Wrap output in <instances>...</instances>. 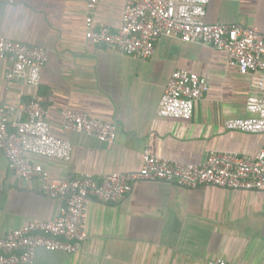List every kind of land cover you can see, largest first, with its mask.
Segmentation results:
<instances>
[{
  "label": "crops",
  "instance_id": "obj_1",
  "mask_svg": "<svg viewBox=\"0 0 264 264\" xmlns=\"http://www.w3.org/2000/svg\"><path fill=\"white\" fill-rule=\"evenodd\" d=\"M126 2L100 0L95 26L119 29ZM86 6L87 0H0V36L48 52L38 87L8 81L11 61L0 56V108L39 99L51 132L72 142L69 160L27 154L48 170L51 180L138 170L146 148L171 161L195 164L213 150L253 154L264 148V132L225 126L228 117L248 115L250 95H264V74L242 73L226 50L179 37H160L148 58L119 53L91 39ZM204 19L264 32V0H210ZM176 69L208 81L190 118L158 113ZM68 109L115 123L114 142L65 127ZM62 204L45 195L36 179L15 176L0 148V236L31 220L55 217ZM86 233L74 253L40 247L32 262L19 264H209L217 257L264 264V190L138 180L119 200L90 201Z\"/></svg>",
  "mask_w": 264,
  "mask_h": 264
},
{
  "label": "built area",
  "instance_id": "obj_2",
  "mask_svg": "<svg viewBox=\"0 0 264 264\" xmlns=\"http://www.w3.org/2000/svg\"><path fill=\"white\" fill-rule=\"evenodd\" d=\"M100 0H87L86 25L95 43L105 44L122 54L142 58L152 56L162 36L198 41L226 50L229 61L242 73L264 74V32L256 26L205 21L210 0H127L123 23L117 30L107 25L96 27L94 18ZM0 56L11 61L8 81L19 80L38 87L48 52L42 46L0 36ZM208 89L205 77L185 69L174 70L160 99L158 113L165 117L190 118L196 102ZM247 116L225 120L230 130L264 132V95H250ZM65 127L112 143L116 125L85 111L64 112ZM0 148L9 169L17 177L36 179L41 191L63 204L51 219H34L0 236V264L32 262L38 248L74 253L87 238L86 220L90 201L109 203L127 195L138 180H163L187 188L205 185L237 189L264 190V148L247 154L210 151L201 163H183L153 154L146 148L141 168L110 172L101 178L91 173L51 180L48 170L28 157L37 153L62 160L72 155V142L55 136L47 111L39 99L18 105L5 103L0 108ZM209 264H244L223 257Z\"/></svg>",
  "mask_w": 264,
  "mask_h": 264
}]
</instances>
